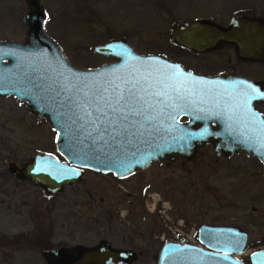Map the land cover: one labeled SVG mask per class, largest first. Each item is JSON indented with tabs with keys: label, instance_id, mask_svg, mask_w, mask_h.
Wrapping results in <instances>:
<instances>
[{
	"label": "rangeland",
	"instance_id": "374dc122",
	"mask_svg": "<svg viewBox=\"0 0 264 264\" xmlns=\"http://www.w3.org/2000/svg\"><path fill=\"white\" fill-rule=\"evenodd\" d=\"M44 32L68 60L93 67L109 57L90 46L123 35L140 53L187 55L171 46L175 21L210 17L227 22L234 13L264 16V0H40ZM21 0H0V39L24 35ZM264 111V106H260ZM54 129L24 103L0 95V153L15 162L35 152H54ZM200 222L235 224L247 233L238 257L264 247V165L251 153L227 157L204 150L193 160L151 162L118 178L84 169L58 194L46 195L26 180L14 181L0 158V264H46L40 250L101 238L131 248L130 264H156L163 240L195 236ZM193 231V234L191 233Z\"/></svg>",
	"mask_w": 264,
	"mask_h": 264
},
{
	"label": "water",
	"instance_id": "95a60500",
	"mask_svg": "<svg viewBox=\"0 0 264 264\" xmlns=\"http://www.w3.org/2000/svg\"><path fill=\"white\" fill-rule=\"evenodd\" d=\"M24 9L21 14L24 35L21 39H0V95H10L17 103H24L25 107L36 119L43 117L49 126L54 129V152H35L20 162L7 161V171L16 179L26 180L37 186L46 195L58 194L65 185L78 181L84 169L99 172H110L118 178H122L134 171L147 167L151 162L168 163L179 159L181 161L193 160L197 154L195 141L207 140L204 124L196 129L191 127L195 119L203 113L199 110L202 106L196 97L195 103H189V108L179 115H186L188 119L173 123L164 120V124L157 125L161 131L151 137L145 136L142 140L133 141L131 145H125L123 151L130 159L139 161L131 164L130 173L100 164L91 155H85L90 140L84 139V132L76 133V126L72 125L74 109L67 103L62 95L56 96L55 91L49 90V85L59 90V85L53 84L58 72H63L70 79L76 77L88 79H102L112 69L124 65L123 57L116 53L121 48L129 50L133 57L142 60L154 57L159 58V64L179 65L167 60L158 54H143L137 52L123 35L110 37L96 42L90 49L100 55L109 56L110 61L103 62L93 67H82L71 63L63 53L56 41L49 37L43 30L45 17L44 8L40 0H21ZM170 41L195 51H205L220 47L223 44L231 45L237 57L245 60H264V17L261 15L235 13L226 25H221L209 18H194L187 21L174 22L167 31ZM130 64H139L137 60H130ZM155 63V61H149ZM180 66V65H179ZM185 73H191L184 70ZM27 73L32 84L41 85L40 88H32L28 94L20 89L21 83H17L22 74ZM194 87L198 84H207L212 88H221L223 85H231L234 82L246 81L264 92V81L248 80L240 76L227 75L220 80L217 76L204 78L191 73ZM217 81V82H216ZM200 82V83H199ZM196 85H198L196 87ZM205 85V84H204ZM264 102V99H257ZM207 105L204 104V108ZM212 106V105H211ZM213 108V107H212ZM256 113L261 114L255 110ZM83 123V120L78 121ZM73 127L74 138L70 142L65 135L69 126ZM169 125L173 130L168 131ZM59 133V136L57 135ZM218 146L215 145L213 155L228 156L235 153L241 147L245 153L250 152L264 165V150L245 142L239 135L228 132L217 133ZM183 136L184 139H174ZM83 140V145L78 141ZM218 148V149H217ZM221 150V152L219 151ZM133 153L135 156L133 157ZM151 153V155H148ZM87 163L89 166L85 167ZM75 169L73 174L69 170ZM247 233L235 224L202 222L196 230L198 243L165 240L161 243L156 264H244L237 256L244 250ZM211 240V242H209ZM239 240L240 245L235 246L234 241ZM46 264H130L136 258V251L131 248L114 247L101 238L92 245L76 244L71 248L63 246L45 247L40 250ZM225 255L227 259H224ZM247 264H264V247L253 249L248 253Z\"/></svg>",
	"mask_w": 264,
	"mask_h": 264
},
{
	"label": "snow or ice",
	"instance_id": "6c2138e0",
	"mask_svg": "<svg viewBox=\"0 0 264 264\" xmlns=\"http://www.w3.org/2000/svg\"><path fill=\"white\" fill-rule=\"evenodd\" d=\"M116 54L124 58V65L112 69L102 79H70L63 72H58L53 84L59 85V90L49 85V90L56 92L54 100L63 95L75 110L71 123L76 126V133L83 131L84 139L91 141L85 155L90 154L100 164L108 166L109 171L115 168L130 173L131 164L139 161L130 159L123 147L161 131L157 125L164 124L165 119L174 123L189 108L190 102L195 103L193 97L200 104H211L217 109L212 111L201 107L199 112L204 115L198 118L223 116L227 132L239 133L246 143L264 150V118L252 108L254 100L264 99V92L253 84L238 81L223 85V90L197 89L191 80L192 74L183 72L179 65H160L159 58L154 57L142 60L133 57L126 48H121ZM130 60H137L139 64H130ZM25 81L31 83L27 73L17 80L24 94L41 87L38 84L28 87ZM81 120L83 123H78ZM167 127L168 131L173 130V125ZM65 135L70 142L73 140L71 125ZM83 142L78 141L81 145ZM84 166L89 165L85 163ZM69 171L78 174L75 169ZM234 244L239 246L240 241L235 240ZM224 259H227L226 255Z\"/></svg>",
	"mask_w": 264,
	"mask_h": 264
},
{
	"label": "flooded vegetation",
	"instance_id": "af4514ba",
	"mask_svg": "<svg viewBox=\"0 0 264 264\" xmlns=\"http://www.w3.org/2000/svg\"><path fill=\"white\" fill-rule=\"evenodd\" d=\"M238 13H241V12H238ZM245 14H249V13H245ZM253 15H259V14H253ZM230 17H229V19H230ZM194 18H209V19H212L221 25H226L229 21V19H228L227 22H220V21H217V20L210 18V17H194ZM194 18H192V19H194ZM187 20H191V19L178 20V21H187ZM175 22H177V21H175ZM170 42H171V46H174L176 48V50L182 52L180 54L187 55L190 58L189 62H186V60H184L182 57L173 58L171 56L159 54V53H143V54H158V55L166 58L167 60L176 62L184 70L190 71L191 73H193L195 75L202 76L204 78L217 76V78L219 79L218 80L219 86L223 85V83H221L220 80L222 78L226 77L227 75L240 76V77H243V78L248 79V80L262 79L264 81V60L241 59L235 55L233 47L231 45L223 44L217 48L198 52V51H195L193 49H189V48L180 46V45H178L172 41H170ZM107 57H109V56H107ZM110 60H111V58L109 57V59L104 61V62H107ZM204 84H198L200 86L196 85V87L198 86L197 89H205L206 90L207 88H212L211 86L207 85L210 83L204 82ZM219 89L221 90V88H219ZM7 96H10V95H7ZM203 106L204 105L200 106L199 108H201ZM260 106H264V102L259 101V100L253 101L252 108L254 110H256L257 112H259L261 114L262 118H264V111H262L263 109H261ZM205 108H210L212 111L217 110L215 108H212L211 105H207ZM194 110L199 111L196 108ZM186 119H188V117L186 115H182L179 117L180 121H185ZM202 124H204V127L207 130V131H205L206 134H209V135H208L207 140H197L194 142L197 155H200V152L203 153L204 150H211L213 153V151H215V145H216V147L218 146V144L216 142L217 140H219L217 133H219V132H226L227 133V131L225 130L226 129V118L223 116L218 117L215 115H209V116H207V118H204V119H195L193 121V123L191 124V127L193 129H196L199 126H201ZM229 134H232V133H229ZM219 151L221 152V150H219ZM238 151L244 152V150L241 147H239L236 150V152H238ZM248 153H250V152H248ZM224 157H227V156H224ZM0 158L2 159V161L5 165L6 172L9 174V176L11 178L14 179V181L17 182L19 179L14 178L7 171V168H6V162L9 160L10 161H14V160L13 159H5V157L3 155H1V153H0ZM200 223H202V222H200ZM196 230H197V228H196ZM182 239H183V235L182 236L178 235L177 238H172L171 241L172 240L173 241L174 240H182ZM193 241L197 242L196 234H195V238H193Z\"/></svg>",
	"mask_w": 264,
	"mask_h": 264
},
{
	"label": "built area",
	"instance_id": "2783aa9c",
	"mask_svg": "<svg viewBox=\"0 0 264 264\" xmlns=\"http://www.w3.org/2000/svg\"><path fill=\"white\" fill-rule=\"evenodd\" d=\"M188 238L190 239V236H187V235H186L185 239H188Z\"/></svg>",
	"mask_w": 264,
	"mask_h": 264
}]
</instances>
